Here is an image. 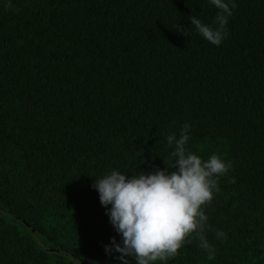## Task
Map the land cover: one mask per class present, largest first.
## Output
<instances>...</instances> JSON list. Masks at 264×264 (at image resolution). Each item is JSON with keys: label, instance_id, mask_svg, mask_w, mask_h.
<instances>
[{"label": "trees", "instance_id": "obj_1", "mask_svg": "<svg viewBox=\"0 0 264 264\" xmlns=\"http://www.w3.org/2000/svg\"><path fill=\"white\" fill-rule=\"evenodd\" d=\"M234 2L217 46L180 31L209 0H0V264H120L93 180L171 166L185 122L188 151L231 162L215 254L193 237L152 264H264V0Z\"/></svg>", "mask_w": 264, "mask_h": 264}, {"label": "clouds", "instance_id": "obj_2", "mask_svg": "<svg viewBox=\"0 0 264 264\" xmlns=\"http://www.w3.org/2000/svg\"><path fill=\"white\" fill-rule=\"evenodd\" d=\"M11 0H9V3ZM218 10L211 24L203 23L195 15L188 17L190 26L180 31L190 37L189 28L208 42L219 46L228 35L227 24L236 7L234 0H209ZM191 125L187 122L176 132L167 135V143L174 145L171 166L163 169L153 166L152 171L138 174L112 169L100 178L95 177L92 186L98 191L99 201L119 234L118 241L111 237L104 245L105 252L118 253L120 264H152L157 260L168 261L178 250L195 237L207 253L215 254V247L205 232L208 216L204 205L210 204L219 179L231 168V162L217 154L207 159L188 151ZM110 206V207H109ZM215 236L225 238L217 229ZM75 259V258H73Z\"/></svg>", "mask_w": 264, "mask_h": 264}, {"label": "rangeland", "instance_id": "obj_3", "mask_svg": "<svg viewBox=\"0 0 264 264\" xmlns=\"http://www.w3.org/2000/svg\"><path fill=\"white\" fill-rule=\"evenodd\" d=\"M39 241V240H38ZM62 254V253H61Z\"/></svg>", "mask_w": 264, "mask_h": 264}]
</instances>
